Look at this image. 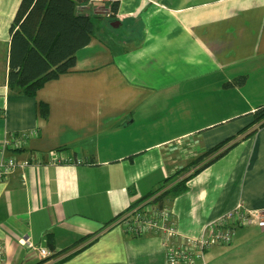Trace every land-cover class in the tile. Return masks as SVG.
Masks as SVG:
<instances>
[{
    "label": "crops",
    "instance_id": "crops-1",
    "mask_svg": "<svg viewBox=\"0 0 264 264\" xmlns=\"http://www.w3.org/2000/svg\"><path fill=\"white\" fill-rule=\"evenodd\" d=\"M20 2L0 0V161L30 164L0 181L5 264H166L158 236L110 226L228 140L172 197V222L200 237L238 204L264 209V126L252 125L264 106V0H119L111 19L88 2L78 9L97 24L91 43L35 97L8 88ZM64 157L83 164L54 163ZM3 224L52 256L29 254ZM205 262L264 264V228L238 229Z\"/></svg>",
    "mask_w": 264,
    "mask_h": 264
},
{
    "label": "trees",
    "instance_id": "trees-1",
    "mask_svg": "<svg viewBox=\"0 0 264 264\" xmlns=\"http://www.w3.org/2000/svg\"><path fill=\"white\" fill-rule=\"evenodd\" d=\"M88 2L21 0L10 29L8 88L11 94L35 97L46 83L76 65L78 53L91 43L97 30L95 19L78 9ZM117 8L118 3H115L113 12ZM40 106L42 114L47 116L46 104ZM256 124L264 126V106L255 112L252 125ZM228 143L229 140L192 162L186 169L193 166L197 169L182 180L168 186L170 178L147 197L167 188L161 199L172 201L173 196L186 192L188 181L237 144L225 148Z\"/></svg>",
    "mask_w": 264,
    "mask_h": 264
},
{
    "label": "built area",
    "instance_id": "built-area-1",
    "mask_svg": "<svg viewBox=\"0 0 264 264\" xmlns=\"http://www.w3.org/2000/svg\"><path fill=\"white\" fill-rule=\"evenodd\" d=\"M118 2L119 0H89V3L102 9V14L107 19L112 18L113 5ZM54 163L80 165L83 161L65 158L56 159ZM29 165L20 164L14 158L1 160L0 181L8 180L18 169ZM166 189L141 199L114 219L110 226L118 227L136 237L158 236L165 249L166 264H196L198 261L206 264L207 251L218 245L232 244L238 229L250 226L264 228V209L249 210L243 204H238L231 212L207 224L200 237L183 235L172 222L171 201L161 199ZM2 229L21 243L29 254L43 258L52 256L47 248L36 246L30 236L16 233L7 224H3ZM7 257L8 249L0 240V264H5Z\"/></svg>",
    "mask_w": 264,
    "mask_h": 264
},
{
    "label": "rangeland",
    "instance_id": "rangeland-1",
    "mask_svg": "<svg viewBox=\"0 0 264 264\" xmlns=\"http://www.w3.org/2000/svg\"><path fill=\"white\" fill-rule=\"evenodd\" d=\"M232 98H234V96H232ZM233 101H235L234 99H233ZM197 166H193V167H190V169H192V168H196ZM190 171V170H189Z\"/></svg>",
    "mask_w": 264,
    "mask_h": 264
}]
</instances>
